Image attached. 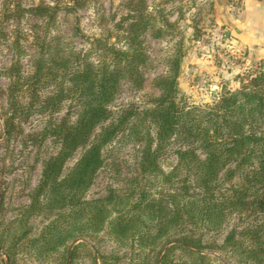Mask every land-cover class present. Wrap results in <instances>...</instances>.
<instances>
[{
	"label": "trees",
	"instance_id": "1",
	"mask_svg": "<svg viewBox=\"0 0 264 264\" xmlns=\"http://www.w3.org/2000/svg\"><path fill=\"white\" fill-rule=\"evenodd\" d=\"M126 7L128 14L106 31L104 40H93L87 51L73 49L63 43L61 33L49 31L38 43L31 73L22 71L21 57L5 69L11 83L6 135L11 136L17 117L28 121L37 115L43 121L34 141L46 151L28 212L46 211L55 218L29 240L30 255L45 259L61 248L69 252L75 233L99 232L113 215L110 232L120 246L139 239L141 248H155L176 238L178 228L220 230L228 216L240 212L245 222L241 239L236 240L233 231L224 250L241 263L264 264V66L213 104L188 103L180 98L179 87L183 38L165 59V73L154 80L160 95L144 107H116L123 85L142 90L144 72L153 67L143 37L151 33L162 38L172 28L160 10L151 14L143 0H132ZM34 11L48 22L56 21V7ZM113 38L114 44L109 42ZM64 109L66 113L55 118ZM132 145L139 146V173L146 181L138 198L131 202L135 195L124 198L110 191L103 199L86 200L109 153ZM78 152L79 159L65 173ZM168 156L175 162L166 171ZM235 178L237 183L222 193L226 182ZM151 188L154 200L149 199ZM27 233L24 228L14 236L23 239ZM180 241L203 250L201 239L183 236ZM179 247L192 259H209ZM169 253L161 264H172ZM101 259L102 264L113 263L111 257Z\"/></svg>",
	"mask_w": 264,
	"mask_h": 264
},
{
	"label": "rangeland",
	"instance_id": "2",
	"mask_svg": "<svg viewBox=\"0 0 264 264\" xmlns=\"http://www.w3.org/2000/svg\"><path fill=\"white\" fill-rule=\"evenodd\" d=\"M130 1L0 0V264H102L103 255L111 257L112 264H161L168 250L172 264H247L239 262L237 256L224 250L225 240L233 231H236L235 239H241L245 222L240 212L228 216L220 230L203 227L192 230L187 226L178 228L176 238L155 248L154 245L141 248L139 239L120 246L112 239L110 232L109 223L113 215L99 232L88 229L75 233L77 239L68 244L69 252L61 248L45 259L30 255L32 247L29 240L35 239L43 227L55 218L46 211H36L32 215L28 212L33 190L42 174V159L46 151V147L39 148L34 141L35 135L43 127V121L37 115L28 121L17 117L11 136L6 135L5 118L9 112L8 91L11 83L5 69L21 57L22 71L31 73L38 43L49 31L53 35L61 33L63 43H69L73 49L87 51L93 40H104L106 31L112 30L114 24L128 14L126 5ZM143 1L151 14H157L160 10L172 28L162 38L155 39L151 33L143 37L153 67L144 72L142 90L131 91L128 85H123L116 107L129 103L144 107L150 103V99L160 95L154 80L165 73V59L183 38L185 57L179 87L180 98L188 103L213 104L225 90L240 89L247 83V76L264 66V0ZM36 7H56V21L48 22V17L36 15ZM21 10L26 12L19 14ZM109 42L114 44L116 41L113 38ZM66 111L64 109L55 118H61ZM138 147L132 145L111 151L106 167L97 175L85 199H103L110 191L121 197L125 195L124 198L135 195L131 202L137 199L139 189L146 182L139 173ZM80 155L81 152H78L68 161L65 173L69 172ZM173 162L175 157L168 156L164 160V169L168 171V164ZM237 181L238 178H235L226 182L221 192L227 193ZM149 192L152 195L149 199L154 200V188ZM24 228L28 230L25 238L14 236ZM183 236L201 239L203 250L185 245L180 241ZM179 246L199 252L209 259H192ZM9 256L13 257L14 262Z\"/></svg>",
	"mask_w": 264,
	"mask_h": 264
},
{
	"label": "water",
	"instance_id": "3",
	"mask_svg": "<svg viewBox=\"0 0 264 264\" xmlns=\"http://www.w3.org/2000/svg\"><path fill=\"white\" fill-rule=\"evenodd\" d=\"M236 32H237V33H240V31H239L238 29H236Z\"/></svg>",
	"mask_w": 264,
	"mask_h": 264
}]
</instances>
